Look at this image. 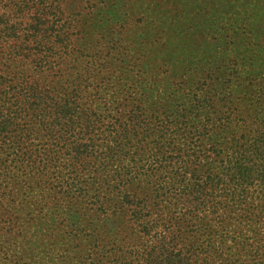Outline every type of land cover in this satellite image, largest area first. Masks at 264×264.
<instances>
[{"label": "trees", "instance_id": "16d2710c", "mask_svg": "<svg viewBox=\"0 0 264 264\" xmlns=\"http://www.w3.org/2000/svg\"><path fill=\"white\" fill-rule=\"evenodd\" d=\"M103 7L0 0V264H264V0Z\"/></svg>", "mask_w": 264, "mask_h": 264}, {"label": "rangeland", "instance_id": "374dc122", "mask_svg": "<svg viewBox=\"0 0 264 264\" xmlns=\"http://www.w3.org/2000/svg\"><path fill=\"white\" fill-rule=\"evenodd\" d=\"M98 4L104 6V15L106 17L112 18V15L116 9L117 0H98Z\"/></svg>", "mask_w": 264, "mask_h": 264}]
</instances>
